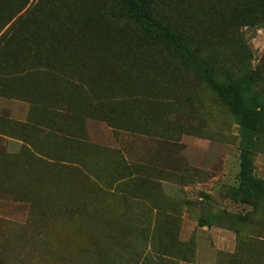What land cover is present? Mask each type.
Wrapping results in <instances>:
<instances>
[{"label": "rangeland", "instance_id": "374dc122", "mask_svg": "<svg viewBox=\"0 0 264 264\" xmlns=\"http://www.w3.org/2000/svg\"><path fill=\"white\" fill-rule=\"evenodd\" d=\"M148 11L0 0V264H264V0Z\"/></svg>", "mask_w": 264, "mask_h": 264}, {"label": "trees", "instance_id": "16d2710c", "mask_svg": "<svg viewBox=\"0 0 264 264\" xmlns=\"http://www.w3.org/2000/svg\"><path fill=\"white\" fill-rule=\"evenodd\" d=\"M126 4L129 17L154 39L179 47L183 46V38L178 33L159 25L152 19L148 11L149 0H126ZM210 83L219 98L230 108L232 115L245 125L246 131H256L254 122L264 112L258 96L237 83L222 85L213 79H210ZM245 98H249V102L254 104L250 111L243 105Z\"/></svg>", "mask_w": 264, "mask_h": 264}]
</instances>
